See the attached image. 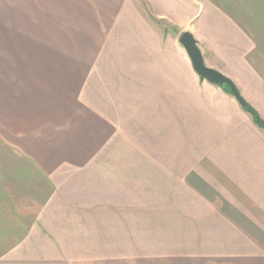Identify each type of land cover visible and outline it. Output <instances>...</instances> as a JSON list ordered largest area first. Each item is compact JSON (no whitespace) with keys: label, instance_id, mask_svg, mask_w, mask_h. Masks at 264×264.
Returning a JSON list of instances; mask_svg holds the SVG:
<instances>
[{"label":"crops","instance_id":"crops-1","mask_svg":"<svg viewBox=\"0 0 264 264\" xmlns=\"http://www.w3.org/2000/svg\"><path fill=\"white\" fill-rule=\"evenodd\" d=\"M3 2L0 264H264V129L227 88L201 80L179 43L191 33L205 64L229 77L264 120V0H66L72 39L51 36L44 23L33 31L27 16ZM179 55L192 95L196 86L209 113L213 98L221 100L202 155H103L127 121L118 116L126 97L115 80L152 85L165 104L155 114L169 116L166 142H174ZM141 66L152 71L149 79L135 78ZM134 165L140 179L170 181L153 195L168 197L169 211L185 214L193 231L135 241L121 220L122 234H114L106 214L129 206L114 181ZM99 217L106 235L98 233ZM153 243L149 253L128 247Z\"/></svg>","mask_w":264,"mask_h":264},{"label":"rangeland","instance_id":"rangeland-1","mask_svg":"<svg viewBox=\"0 0 264 264\" xmlns=\"http://www.w3.org/2000/svg\"><path fill=\"white\" fill-rule=\"evenodd\" d=\"M3 5L11 6L12 10H16L18 14L27 16L33 31L38 32L40 26L44 23L50 30V35L65 34L67 39H72L64 27V10H69L71 3L66 0H3ZM10 1V2H9ZM4 11V10H3ZM33 18H32V17ZM61 30H59V29ZM65 33H64V32ZM26 37V35H24ZM31 37V35H28ZM37 40L41 37L34 33L32 38ZM135 70L138 68H134ZM177 97L172 100V106H176L177 115L172 116V122L177 124V129L172 131V139L174 142H166L169 130H165L169 126V116H159L155 114L159 111L160 106H165L164 99H155L152 85L133 83L132 79L126 81L115 80L114 88L116 92H122L126 97L121 101V107L117 108L122 112L119 117H123L127 121L121 124L123 131L119 139L120 142L115 143L113 152H107L103 155L114 157H128L132 160L137 158L149 157H197L202 155V142L212 135L211 128L216 123L215 114H218L216 106H221L220 98L214 97L213 101L216 105H211L212 112L209 113L205 103L200 99L194 86V94L190 92V83L186 77L189 70L183 58L179 55L177 62ZM152 71L141 66V74L135 78L149 79ZM148 85L151 87L149 88ZM229 94L230 92L227 91ZM164 95V94H163ZM232 95V94H231ZM246 101V100H245ZM247 102V101H246ZM248 103V102H247ZM225 106V105H224ZM220 107V108H221ZM214 124V125H213ZM158 140V142H154ZM160 140V141H159ZM148 168V166H146ZM179 166V170H180ZM129 168V172L118 180L114 181V189L123 190L122 195L118 197L121 201H126L129 206L123 211L114 214H106L107 218L112 215L114 223V234L121 236V229L116 227L121 220H127L128 233L131 240H138V237L146 234V240L160 242L163 239H178L180 235H185L186 231H193L192 222H187L185 214L171 213L168 209L169 198L165 196L155 197V190L166 192L169 190V180L164 176L161 179H140L136 174V165L125 166ZM180 171L178 177L180 178ZM148 176V175H147ZM107 181L106 175L99 177ZM180 180V179H179ZM109 181V180H108ZM186 197H178L179 204L186 203ZM155 205L156 210H153ZM157 205H160L159 207ZM160 208V210H158ZM105 214H102V217ZM101 216V215H99ZM98 220L99 235H106V218ZM144 220V221H143ZM189 228V229H187ZM157 245V244H156ZM160 246V245H159ZM116 247V246H115ZM131 253H149L155 251L153 244H130Z\"/></svg>","mask_w":264,"mask_h":264},{"label":"water","instance_id":"water-1","mask_svg":"<svg viewBox=\"0 0 264 264\" xmlns=\"http://www.w3.org/2000/svg\"><path fill=\"white\" fill-rule=\"evenodd\" d=\"M179 43L187 52L192 62L194 71L201 78L202 81H207L209 84L214 86H219L223 88L228 87L232 96L241 105H245L247 103L241 95L236 84L229 77L213 68L208 67L205 64L202 52L199 46L197 45V41L191 33L185 32L184 34H182L179 39Z\"/></svg>","mask_w":264,"mask_h":264},{"label":"trees","instance_id":"trees-1","mask_svg":"<svg viewBox=\"0 0 264 264\" xmlns=\"http://www.w3.org/2000/svg\"><path fill=\"white\" fill-rule=\"evenodd\" d=\"M227 90L230 92V89L227 87ZM231 94V92H230ZM245 112H247L255 122L257 126L264 129V120L261 118L259 113L249 104L241 105Z\"/></svg>","mask_w":264,"mask_h":264}]
</instances>
